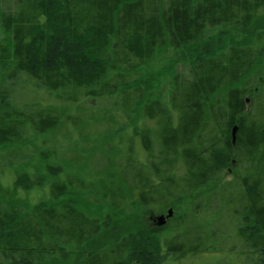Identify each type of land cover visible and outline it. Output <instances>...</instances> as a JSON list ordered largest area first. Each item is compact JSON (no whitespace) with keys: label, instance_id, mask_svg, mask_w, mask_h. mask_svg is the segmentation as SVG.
I'll return each mask as SVG.
<instances>
[{"label":"trees","instance_id":"16d2710c","mask_svg":"<svg viewBox=\"0 0 264 264\" xmlns=\"http://www.w3.org/2000/svg\"><path fill=\"white\" fill-rule=\"evenodd\" d=\"M0 30L1 264H179L217 242L184 227L214 198L264 264V0H0ZM100 126L116 142L98 164L52 142ZM187 201L174 227L123 230Z\"/></svg>","mask_w":264,"mask_h":264},{"label":"rangeland","instance_id":"374dc122","mask_svg":"<svg viewBox=\"0 0 264 264\" xmlns=\"http://www.w3.org/2000/svg\"><path fill=\"white\" fill-rule=\"evenodd\" d=\"M4 8L6 9H11L12 11L15 10V5L10 2V6L3 5ZM42 23L43 24H49L50 21H48V18L46 15H44V18H42ZM50 26V24L48 25ZM0 42H4L3 40V32L0 30ZM262 80L264 82V76L262 77ZM264 85V84H263ZM22 91L24 88L21 89ZM31 98H34V96H30ZM40 102L44 105H47L50 101L46 99L40 98ZM52 102V100H51ZM112 106V101L108 99H98V101H93L91 102L90 100H87L84 102V108L83 112L84 114H87L89 112H96L101 111V110H109ZM76 109L73 107L71 109V112H74ZM96 130L98 133L101 132L104 133L101 137L98 138V141L93 143L90 142V146L86 147L80 142L79 138L73 134L76 133L74 129L69 127L66 131L70 133V136L67 137L66 133L63 132V134H59L57 138H52V142H55V148L59 151L60 154H67L69 157H76L77 154L80 152L81 154H88L89 157L95 155L94 162L99 163V161H102L103 157L100 155L101 151H104V153H107V151L103 148L105 144L107 143H114L116 142V139H113L112 136L107 135L104 130V126L96 127ZM89 132V130H88ZM104 150H103V149ZM80 156V155H79ZM61 157V155H60ZM235 168L231 171L227 170L225 174H223L222 179L218 183H211L206 189L207 192L211 191L213 188H218L220 185L223 183L227 182H234L236 180L235 178ZM10 175H1L0 176V185L3 184V186H9L8 183H10ZM237 185L235 186V188ZM237 189V188H236ZM191 201L184 202L183 205L179 207H174V215L171 218L172 220L169 221L167 220L168 226L173 224V227L175 224V221L179 220V217H183L185 213H187L189 204ZM206 203V200L202 199V204ZM219 201L217 199H211V208L208 211H201L199 216L194 219V218H187L186 219V224L185 228H197L201 230L202 233V238L205 239V232L209 230L210 228L212 230L216 231V236H217V242L214 240L210 239L207 242L205 241L204 246H202L201 253L198 254V256H195L194 258L191 259H184L182 262H179V264H244V257L238 251L240 248L243 250V243L239 240H236V246L235 248L233 244V237L235 236V231H233L229 227V222L227 217H221L219 214ZM225 207V205H222V209ZM169 208H164L158 205H151L145 210L139 211V214L135 215L133 213L129 214V216L125 217V221L127 219H131V222L129 224H125L126 226L123 228V230H131V227L135 226H140L142 225L143 229H152L154 227L158 228V217L167 215L168 214ZM204 210V209H203ZM231 217L229 216V220ZM142 219V221L140 220ZM118 221V220H117ZM169 221V223H168ZM174 221V223L172 222ZM194 221V223H193ZM140 225H139V224ZM116 227L119 225L118 222L115 221ZM177 233L172 231L171 235L169 238L174 237ZM204 236V237H203ZM226 237V238H225ZM168 238V239H169ZM227 239V242H225ZM214 246L215 249L212 247ZM212 247V248H211ZM246 247V246H245ZM208 249V250H207ZM214 249V250H212ZM252 249V248H251ZM246 252H250V250L245 249ZM154 253V252H153ZM251 263V260H248ZM2 263V258L0 255V264ZM5 264V263H4ZM169 264H175L174 262L169 263Z\"/></svg>","mask_w":264,"mask_h":264},{"label":"water","instance_id":"95a60500","mask_svg":"<svg viewBox=\"0 0 264 264\" xmlns=\"http://www.w3.org/2000/svg\"><path fill=\"white\" fill-rule=\"evenodd\" d=\"M232 137H233V144H236V140H237V127L235 126L233 128V132H232ZM174 215V210L171 208L169 211H168V214L167 216H160L158 217V225L159 226H164L167 222L168 219L172 218Z\"/></svg>","mask_w":264,"mask_h":264},{"label":"flooded vegetation","instance_id":"af4514ba","mask_svg":"<svg viewBox=\"0 0 264 264\" xmlns=\"http://www.w3.org/2000/svg\"><path fill=\"white\" fill-rule=\"evenodd\" d=\"M168 223H169V221H168ZM167 225V224H166Z\"/></svg>","mask_w":264,"mask_h":264}]
</instances>
